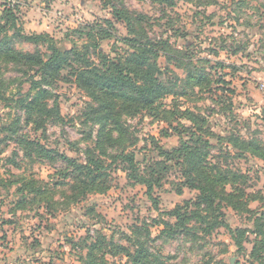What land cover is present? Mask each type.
Returning <instances> with one entry per match:
<instances>
[{
  "label": "rangeland",
  "instance_id": "374dc122",
  "mask_svg": "<svg viewBox=\"0 0 264 264\" xmlns=\"http://www.w3.org/2000/svg\"><path fill=\"white\" fill-rule=\"evenodd\" d=\"M105 2L0 0V17L6 7L16 8V25L7 34L14 52L50 54L46 45L18 39L15 30L49 34L62 51L96 40L115 62L132 52L131 39L150 38L159 55L154 77L171 92L152 105L141 94L124 102L121 92L130 98L136 93L123 85L102 94L115 121L101 122L106 105L80 89L67 68L46 86V106L36 111L26 81L38 66L25 70L0 53V264H132L117 246L133 252L137 240L150 247L156 264H264V160L237 147L242 140L264 146V0L114 1L138 20L144 32L137 34ZM90 24L112 37L101 38L97 28L89 39ZM55 100L59 121L47 114ZM122 128L131 139L118 140ZM190 146L208 176H247L244 194L237 185L224 186L242 201L241 209H233L227 196L213 206L231 228L246 230L243 250L226 227L206 233L196 220L182 227L166 215L196 208L198 190L176 191L188 153H181L182 165L178 155L171 161L162 155L171 159L173 151ZM46 150L53 152L49 158ZM123 151L134 153L140 172L155 170L156 205L145 186L129 180L122 159L114 160ZM89 158L100 159L105 169L80 171ZM18 188H26L22 209ZM163 220L173 230L166 231Z\"/></svg>",
  "mask_w": 264,
  "mask_h": 264
},
{
  "label": "trees",
  "instance_id": "16d2710c",
  "mask_svg": "<svg viewBox=\"0 0 264 264\" xmlns=\"http://www.w3.org/2000/svg\"><path fill=\"white\" fill-rule=\"evenodd\" d=\"M116 0H107L105 2L106 6L112 7L113 16L116 20L120 22H125L128 25V31L130 33H141L143 30L138 31L137 25L138 20H135L134 17L126 11L125 8H119L116 3ZM163 2H174L176 0H157ZM16 8L6 7L3 15L0 17V53H5L6 56L13 59L17 63H20L25 70H32L33 65L38 67L35 69V74H31L28 77L26 83L30 85V92L34 93L33 99L30 102L33 109L39 111L41 108H45L44 101L48 99L50 93L46 89V86H52L54 81L61 79L62 71L71 69L70 72L74 75L77 86L85 91L93 100L106 105V111L100 115L99 119L102 122L106 120H114L112 108L108 111L110 104L107 98H103L104 94L114 93L115 91H120L123 85L130 86L129 88L133 89L136 95L133 98H130L132 94L126 92H121V97L125 100L135 101L138 98V95L141 94L148 99V104L152 105L155 100L161 98L164 93L169 91V87H166L161 80L155 78L154 75L160 72V69L157 65V58L159 57L158 51L154 47V43L150 38L140 39V43L137 42V39H131L129 46L132 49V52H129L127 56L120 62H115L112 58L106 56L105 54L99 51L100 43L96 40H90L79 47L77 44L67 51L60 50L55 44L54 40L49 36V34H34V35H25L19 30H15L14 36L18 39L23 40L26 43H30L35 46L46 45L50 54L43 58L40 54H18L14 52L9 46V36L8 32L13 29L16 25L17 16H15ZM108 26H113L114 24L110 20L105 22ZM99 24H90L88 25L90 31L85 34L89 39H93L96 34L97 28H100L98 34L101 38H111L112 32L106 31L102 27L98 26ZM88 29V28H87ZM74 33H81L82 31L75 30ZM100 38V39H101ZM95 59L98 61L96 62ZM77 65V66H76ZM124 66V67H123ZM40 76V78H37ZM134 76V78H133ZM100 91V92H99ZM171 93V92H168ZM173 93V92H172ZM103 94V95H102ZM48 115L54 121H59L62 119L60 115V110L58 107L57 100L54 101V106L52 109L47 111ZM95 112V111H94ZM120 126V125H119ZM121 127V126H120ZM124 131L118 138L121 141L123 139H131V136L128 134V131L122 128ZM109 136L106 137V140H109ZM102 141L99 140L98 143ZM241 146H237L242 150L251 152L253 155L264 160V146L254 141H241ZM39 147L40 145L37 144ZM41 149L37 152L41 154ZM187 152L181 163V153ZM48 154L46 157L49 158V154L53 153L46 150ZM167 158V161H171L178 155V163L183 166V173H181L182 179L178 184L177 193L181 194L184 188L195 189L200 192L198 196V201L194 204L195 209L185 212L181 208H177L173 211L168 212L166 215L175 218L178 224L182 227L187 226L193 220H196L200 223L201 226L205 227V232L210 233L213 229L217 227H226L232 239L235 241L236 246L239 250H243V236L246 230L241 228L233 229L225 221L222 220L223 216L217 208H213L215 205L216 199H221L227 196L229 204L233 209H241L242 201L236 202L235 198L231 194H226L224 186L227 184L237 185V190L242 194L245 193V187L247 186V176L240 174L238 172H230L226 175L222 173L219 177H210L204 172V167L202 160H199L197 151L193 150L192 146L187 147V149L181 148L176 149L172 152L171 159L170 153L162 152ZM185 155V154H184ZM62 158L64 156H61ZM121 158L122 162L127 165L126 171L128 172V178L130 181L136 184H140L146 187L148 195L154 200V204H157V201L153 198V191L158 185V178H155V170L149 167L144 169L143 172H140L138 163L135 160L134 153H125L124 151L115 156L114 160ZM65 160L73 162L68 158L64 157ZM115 162V161H113ZM112 162V163H113ZM74 163V162H73ZM88 165V166H87ZM86 166H78L79 170L88 169L91 171V166H94L97 170H104L105 166L100 159L95 160L94 158L88 159V164ZM163 165V163L161 164ZM166 166V165H165ZM159 172V170H158ZM84 173V172H82ZM93 178L92 183L102 178L100 175ZM239 185H242L244 188L240 189ZM20 195H23V198L19 202L17 208L22 209L27 201V197L24 196L26 193V188H18ZM221 197V198H220ZM206 205V209L202 210V207ZM189 206H185V209ZM257 221V219H256ZM255 221V222H256ZM162 225L165 226L166 231L173 230L170 226V223L163 220ZM264 227V226H263ZM263 242V240H262ZM260 243V242H258ZM263 246V243H262ZM122 252L125 253L126 257L131 260L132 264H156L157 261L153 260V256L150 254V247L142 244L139 240L136 241L134 245L133 252L131 249L117 246ZM264 250V249H263ZM258 252V248H255L254 254ZM89 264H97L96 261L90 262Z\"/></svg>",
  "mask_w": 264,
  "mask_h": 264
},
{
  "label": "water",
  "instance_id": "95a60500",
  "mask_svg": "<svg viewBox=\"0 0 264 264\" xmlns=\"http://www.w3.org/2000/svg\"><path fill=\"white\" fill-rule=\"evenodd\" d=\"M232 263H233V260H232Z\"/></svg>",
  "mask_w": 264,
  "mask_h": 264
}]
</instances>
